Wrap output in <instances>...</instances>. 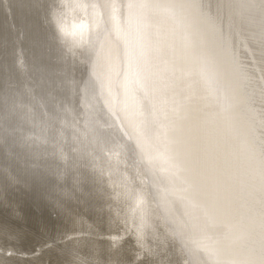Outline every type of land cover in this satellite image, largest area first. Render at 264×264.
Instances as JSON below:
<instances>
[{
	"label": "bare ground",
	"instance_id": "6f19581e",
	"mask_svg": "<svg viewBox=\"0 0 264 264\" xmlns=\"http://www.w3.org/2000/svg\"><path fill=\"white\" fill-rule=\"evenodd\" d=\"M0 264H264V0H0Z\"/></svg>",
	"mask_w": 264,
	"mask_h": 264
},
{
	"label": "snow or ice",
	"instance_id": "6c2138e0",
	"mask_svg": "<svg viewBox=\"0 0 264 264\" xmlns=\"http://www.w3.org/2000/svg\"><path fill=\"white\" fill-rule=\"evenodd\" d=\"M237 5H235L234 3H232V2H226L224 5H223V7H225V8H234V7H236Z\"/></svg>",
	"mask_w": 264,
	"mask_h": 264
}]
</instances>
